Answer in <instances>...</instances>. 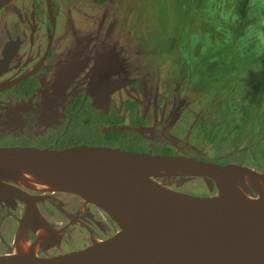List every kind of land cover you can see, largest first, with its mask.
I'll return each instance as SVG.
<instances>
[{
  "label": "flooded vegetation",
  "instance_id": "obj_1",
  "mask_svg": "<svg viewBox=\"0 0 264 264\" xmlns=\"http://www.w3.org/2000/svg\"><path fill=\"white\" fill-rule=\"evenodd\" d=\"M131 3L134 0H0V146L63 148L76 145L60 147L76 130L97 129L102 134L117 131L118 147L128 143L138 151L219 163L242 160L255 168L246 160L250 154L233 156L239 148L205 151L206 144L217 148L219 129L207 134L213 121H219L216 108L202 113L190 108L192 96L183 94L177 83L183 77L187 92L196 94L199 71L180 66L176 76L169 71V60L142 59L148 56L140 42L142 20L136 27ZM178 13L183 29L188 11ZM159 70L167 71L163 78ZM90 135L95 137V132ZM175 185L171 181V187ZM24 190L37 198L45 226L22 222L25 201L0 204V255L14 253L20 241L38 256L61 254L118 230L102 210L76 195L38 185ZM192 194L210 193L206 189Z\"/></svg>",
  "mask_w": 264,
  "mask_h": 264
},
{
  "label": "water",
  "instance_id": "obj_2",
  "mask_svg": "<svg viewBox=\"0 0 264 264\" xmlns=\"http://www.w3.org/2000/svg\"><path fill=\"white\" fill-rule=\"evenodd\" d=\"M195 178L210 194L178 189ZM35 185L94 204L118 230L50 256L17 241L0 264H264V172L246 163L110 145L0 146V204L25 201L22 222L45 226L24 190Z\"/></svg>",
  "mask_w": 264,
  "mask_h": 264
},
{
  "label": "rangeland",
  "instance_id": "obj_3",
  "mask_svg": "<svg viewBox=\"0 0 264 264\" xmlns=\"http://www.w3.org/2000/svg\"><path fill=\"white\" fill-rule=\"evenodd\" d=\"M134 0L133 11L130 13L135 16L136 27L139 26V20H142L140 26L143 28V37L140 39L144 49L148 51V56L142 57L147 59L150 63H156L157 60H169L170 66L169 71L173 75L179 76L180 66H184L185 69L195 67L199 63H206L209 66L216 68L218 63L216 59L220 54H226V61H230L232 52L243 49L245 66L251 59L249 53L251 49L248 48L254 41L253 38L249 37L256 28V20L264 17V0H225V3H221V10L215 8V3L212 0ZM212 1V2H211ZM218 0L217 2H219ZM184 2V6L183 3ZM207 2V5H205ZM204 3V4H203ZM207 6V7H206ZM184 9L188 11V24H183L181 27V18L179 10ZM191 10V12H189ZM243 17L244 23H248L250 19H253L254 26L252 31L249 33L248 40L245 41L243 36L231 37L229 28L235 30L238 27L239 19ZM243 21V19H242ZM138 23V26H137ZM140 27V32H141ZM133 33L137 31L135 26H132ZM231 37V38H230ZM221 38H224L222 40ZM217 39V46L212 45L213 40ZM220 40L223 41L222 45L219 46ZM196 44V48L194 43ZM225 42V43H224ZM198 51V52H197ZM198 53V55H197ZM210 58V60L208 59ZM225 61V59H223ZM220 63V62H219ZM223 63V62H222ZM163 65V61L158 63ZM224 64V63H223ZM236 66H241L239 62L234 63ZM200 67V66H199ZM207 67V66H206ZM172 68V69H170ZM182 68V67H181ZM202 70V69H200ZM199 70V71H200ZM167 72V71H166ZM159 70L160 77L165 76ZM258 69L256 66L248 67V69L239 72L238 75L230 76V79L222 83L221 89L218 90L219 99L215 101H205L204 95L200 98V93L187 92L185 80L183 77L177 78V83L182 85L183 94L189 96L190 108L195 110L199 109V112H205V109H215L213 112L214 116L225 114L227 103L232 101V105L246 103L249 101L252 87L256 83V74ZM162 75V76H161ZM185 77V76H184ZM239 77V78H238ZM241 79L237 84L235 82ZM184 82V83H183ZM172 80V84H173ZM241 83V84H240ZM263 87L260 92L264 91V75L262 79ZM187 84V82H186ZM233 86V87H232ZM240 87V89H236ZM194 93V96L192 95ZM248 93L247 97L246 94ZM261 99V97H258ZM230 106H228L229 108ZM233 107V106H232ZM227 109L228 112L233 111V108ZM237 113L232 117L230 123L234 122V118H237ZM230 126H232L230 124ZM218 136L215 139L217 148L212 144H206L204 146L205 151L212 152H227L239 148L241 151H245L244 143L237 147L228 146V141L222 142L220 140L223 131L216 130ZM204 143V142H203ZM253 158H249L251 165L258 167L259 171L264 172V158H260V153H256ZM181 191L192 193L206 191L204 182L200 178H195L192 181L185 182L180 185Z\"/></svg>",
  "mask_w": 264,
  "mask_h": 264
},
{
  "label": "trees",
  "instance_id": "obj_4",
  "mask_svg": "<svg viewBox=\"0 0 264 264\" xmlns=\"http://www.w3.org/2000/svg\"><path fill=\"white\" fill-rule=\"evenodd\" d=\"M222 3H225V1H223ZM222 7L221 2L216 1L215 8H219V10H221ZM189 12H191V10ZM253 21V19H250L246 24L244 23V18L241 17L239 19L238 27H236L235 30H232L231 28L228 29L231 33V37L237 33L236 36H243V39H245V41L248 40L246 36H248L253 29ZM255 25L256 28L254 29L253 33L249 35V37L253 38L254 42L250 46H248V48L251 49V51L249 52L251 54V59L247 62L246 66L244 59L245 54H243L244 50L241 49L236 50L232 52L231 55H229L231 59L230 61H226V54H220L216 59V62L218 63V66L216 68H214L213 66H209L207 64L208 62L199 63L193 68L195 71H199L200 69H202L198 72V78L195 81V86L198 89H196V93L199 92L201 95H204L206 97V100H203L207 102L209 99H215V101L219 99L218 90L221 89L223 82L230 79V76L233 75L232 73L238 72L235 73V75H238L239 72L248 69V67H257V79L256 83H254L252 87L249 101L246 103L234 105H232V101L227 103L225 114L223 116L219 115V121L214 120L213 125L207 130V134H209V136L210 132H213L212 129L214 128L222 130L223 134L220 140L222 142L228 141L227 145L232 148L244 143L243 146L245 147V151H240L239 153H237L236 151L232 152L233 156H237L238 154L242 156V158H245L247 154H250L251 156L257 155L256 153H260L259 157L264 158V92L261 93L260 96V92L263 87L262 79L264 75V38H262L261 36V33L264 32V17L260 19L258 18ZM221 39L224 40V38ZM222 43L223 41L220 40L219 46H221ZM212 45L217 46V39L215 41L213 40ZM208 59L210 60V58ZM223 59H225V61H223ZM236 62H239L241 66L234 65V63ZM239 81H241V79H238V81L235 83L237 84ZM236 89H240V87H237ZM206 91L210 92V94H206ZM247 95L248 93L246 94V96ZM258 97H261V99H258ZM228 106H230L229 108L233 106L232 113L227 111V109H229ZM236 113L238 117L234 118L233 123H230L232 117ZM230 124L232 126H230ZM93 132H95V137L90 135ZM75 133L76 135L73 136L72 139L66 141L65 144L61 145L60 147L78 143L100 145L108 144L111 146H118L116 136L117 131H110L107 134H102L101 131L93 129L85 132L76 130ZM85 136L90 137L83 138ZM120 148L137 151L140 150L139 148H137V146L135 147L128 143H123ZM249 158H253L252 160H254V158L256 157ZM249 158H247L246 160H249ZM239 162L243 161L239 160Z\"/></svg>",
  "mask_w": 264,
  "mask_h": 264
},
{
  "label": "clouds",
  "instance_id": "obj_5",
  "mask_svg": "<svg viewBox=\"0 0 264 264\" xmlns=\"http://www.w3.org/2000/svg\"><path fill=\"white\" fill-rule=\"evenodd\" d=\"M262 38H264V32L261 33Z\"/></svg>",
  "mask_w": 264,
  "mask_h": 264
},
{
  "label": "bare ground",
  "instance_id": "obj_6",
  "mask_svg": "<svg viewBox=\"0 0 264 264\" xmlns=\"http://www.w3.org/2000/svg\"><path fill=\"white\" fill-rule=\"evenodd\" d=\"M30 221H31V217H30Z\"/></svg>",
  "mask_w": 264,
  "mask_h": 264
}]
</instances>
